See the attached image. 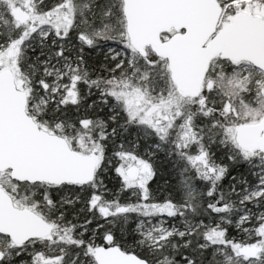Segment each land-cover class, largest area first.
Returning <instances> with one entry per match:
<instances>
[{
  "label": "snow or ice",
  "instance_id": "6c2138e0",
  "mask_svg": "<svg viewBox=\"0 0 264 264\" xmlns=\"http://www.w3.org/2000/svg\"><path fill=\"white\" fill-rule=\"evenodd\" d=\"M0 264H264V0H0Z\"/></svg>",
  "mask_w": 264,
  "mask_h": 264
},
{
  "label": "trees",
  "instance_id": "16d2710c",
  "mask_svg": "<svg viewBox=\"0 0 264 264\" xmlns=\"http://www.w3.org/2000/svg\"><path fill=\"white\" fill-rule=\"evenodd\" d=\"M86 60L88 61V66H89V70L93 71V75H97V74H103V75H108V73L106 71L103 70V68H101L100 64L101 62H103V56L98 54V53H91V54H86ZM83 89V86H81ZM96 99L95 96L89 97L88 99L85 100V104L91 103L92 100ZM107 109L104 110V112H100L99 114L101 116H104L106 113ZM66 115L68 118L70 119H75L77 116V112L76 109L69 106ZM130 133H125V143L126 146H130L127 144V141L129 140H133L135 138L134 132H132L130 130ZM147 145L145 144V142L143 140L140 141V147L137 149V151L143 155L145 152ZM215 150V149H214ZM112 151V146L109 145V152ZM217 157L223 161L224 163H228L230 164L229 161L226 160V158L220 153V151H217ZM164 160L163 154H159V158L156 160V164L158 168L162 167V176H165L169 171H170V164L167 161H164L163 165H161V161ZM230 170H231V175L232 176H236L237 178H239L241 175H244L246 178L251 179V177H247V171L245 166L243 165H231L230 164ZM232 182L231 180V176H229L225 181H224V186L225 188H227V186ZM105 183L107 184L108 188L110 190H112L113 192L118 188V180L115 178L114 173H109L106 177H105ZM159 186V188L161 189V191L159 193H156L157 198L158 199H162L164 195H166V192L164 191L165 189V185L163 183V179L159 180V183H153L151 185L152 189L154 192H156L157 187ZM57 199H59V197H57ZM81 205H75V206H68L65 209H63L65 211V215H66V219L69 221H72L73 223H79L82 222L84 219L83 214H78L79 213V209H80ZM94 226V225H93ZM229 236L230 237H235L236 239H240L242 238V235L237 232L235 229L230 228L229 229ZM119 234H117V239L119 240ZM97 243H102V240L97 239Z\"/></svg>",
  "mask_w": 264,
  "mask_h": 264
},
{
  "label": "rangeland",
  "instance_id": "374dc122",
  "mask_svg": "<svg viewBox=\"0 0 264 264\" xmlns=\"http://www.w3.org/2000/svg\"><path fill=\"white\" fill-rule=\"evenodd\" d=\"M243 236V233H240Z\"/></svg>",
  "mask_w": 264,
  "mask_h": 264
}]
</instances>
